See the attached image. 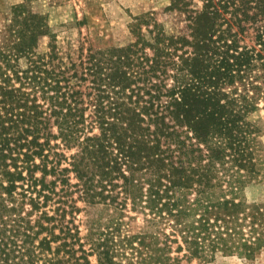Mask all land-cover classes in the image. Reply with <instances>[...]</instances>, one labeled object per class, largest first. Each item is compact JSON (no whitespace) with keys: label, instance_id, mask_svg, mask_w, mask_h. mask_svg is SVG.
Masks as SVG:
<instances>
[{"label":"trees","instance_id":"16d2710c","mask_svg":"<svg viewBox=\"0 0 264 264\" xmlns=\"http://www.w3.org/2000/svg\"><path fill=\"white\" fill-rule=\"evenodd\" d=\"M199 1H170L171 31L133 17L129 43L76 59L43 15L13 7L0 41V264H192L264 248V203L244 194L262 175L250 115L264 107V0ZM79 203L101 206L84 235Z\"/></svg>","mask_w":264,"mask_h":264},{"label":"rangeland","instance_id":"374dc122","mask_svg":"<svg viewBox=\"0 0 264 264\" xmlns=\"http://www.w3.org/2000/svg\"><path fill=\"white\" fill-rule=\"evenodd\" d=\"M171 0H0V41L5 34V26L9 23L13 7L27 3L34 12L43 15L49 32L55 35L56 44L62 51H69L73 59L79 49L87 47L102 48L105 46H123L133 37L130 24L133 17L153 15L162 22L167 30H173L174 21L179 16L168 14L165 8ZM196 7L201 6L199 0H192ZM48 38L41 39L40 51L46 50ZM251 122L260 130L262 143V175L259 180L245 187L244 194L249 201L264 203V107L250 115ZM83 211L76 216L81 235L86 233L87 223L97 216L98 211L78 204ZM85 208V210H84ZM125 221L131 231L137 232L145 226L144 217L140 213L128 212ZM192 264H264V248L257 251L252 259L242 256H218L213 261Z\"/></svg>","mask_w":264,"mask_h":264}]
</instances>
